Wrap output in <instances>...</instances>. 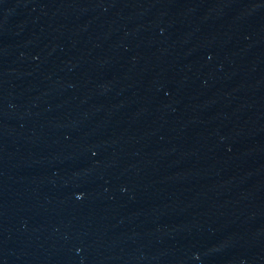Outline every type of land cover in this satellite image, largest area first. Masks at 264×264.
<instances>
[{
	"label": "water",
	"instance_id": "obj_1",
	"mask_svg": "<svg viewBox=\"0 0 264 264\" xmlns=\"http://www.w3.org/2000/svg\"><path fill=\"white\" fill-rule=\"evenodd\" d=\"M0 264H264V0H0Z\"/></svg>",
	"mask_w": 264,
	"mask_h": 264
}]
</instances>
